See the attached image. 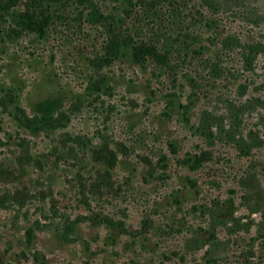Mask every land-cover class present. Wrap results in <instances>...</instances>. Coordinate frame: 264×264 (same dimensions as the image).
I'll use <instances>...</instances> for the list:
<instances>
[{
	"label": "rangeland",
	"instance_id": "obj_1",
	"mask_svg": "<svg viewBox=\"0 0 264 264\" xmlns=\"http://www.w3.org/2000/svg\"><path fill=\"white\" fill-rule=\"evenodd\" d=\"M254 1L235 15L202 0H0V264H207L208 248L187 243L213 223L227 255L211 264L243 263L264 214V143L247 152L196 127L225 113L245 80V98H264L263 58L256 75L222 80L202 63L221 61L227 38L264 43V0ZM29 10L48 18L44 36L24 24ZM131 38L169 49L172 72L128 51L97 61ZM224 61L234 73L241 56ZM17 105L68 120L32 131ZM259 113L239 130H255ZM203 153L197 170L186 165ZM259 244L253 264H264Z\"/></svg>",
	"mask_w": 264,
	"mask_h": 264
},
{
	"label": "trees",
	"instance_id": "obj_2",
	"mask_svg": "<svg viewBox=\"0 0 264 264\" xmlns=\"http://www.w3.org/2000/svg\"><path fill=\"white\" fill-rule=\"evenodd\" d=\"M36 4H42L44 0H34ZM49 1V0H48ZM55 3L58 1H69V0H52ZM81 2H85L87 0H80ZM165 2H170L171 0H163ZM204 4H206L207 8L214 11H224L229 10L235 15H245L244 6L246 2H255L254 0H202ZM225 7L229 8L226 9ZM32 12L29 10L24 15L20 17L25 19L28 23V27L30 29H34L41 36L45 35L44 26L46 22H48V18L42 16V19L36 20L34 19ZM34 13V12H33ZM92 19H97L100 17V14L95 11L91 13ZM257 22H264V14L261 18L255 17ZM98 20V19H97ZM234 50H231L233 49ZM126 51L133 53L135 57L138 58L139 61H135L138 64H144L146 62L152 63L156 69L165 70L166 72H172L174 69L172 64L174 61H169V56L171 55L170 50H163L158 47L157 44L147 43L145 41L135 42L133 38L130 39V42L126 41H113L111 44L110 51H108L105 58H100L97 61L103 63H110V60L118 57L120 54H124ZM222 54L218 55L221 58V61H203V68L208 74L209 78L212 80H222L224 76L229 74L239 75V72H245L246 75H256L257 74V66L259 63V59L263 58L264 60V43L256 42V41H247L244 42L241 39L237 38H227L223 41L222 44ZM238 52L241 56V61H237L238 70L231 71L226 65L224 61V57L231 55L233 52ZM154 59L156 61H146L147 59ZM142 60V61H141ZM144 60V61H143ZM263 72H264V61H263ZM188 79L189 82L193 85V91L198 86L195 78L190 75H186L184 77ZM105 85V83H103ZM252 83L245 80L244 83L238 86L237 90V98L238 99H228L225 102V113L222 115L211 114L207 120H204L203 123L197 124V131L206 138L212 139L220 136V138H230V140L237 143L239 147L243 150L249 152L254 148H258L264 143V113H259L257 117V128L255 130H250V132L245 133L244 131H240V120L243 118L245 113H250L252 108L255 106H260L264 110V98H245L247 91L251 87ZM8 92V91H7ZM11 94L13 92L10 90ZM176 93L170 95V104L173 105L175 101ZM193 97H190L192 102ZM15 103V102H14ZM251 115V114H250ZM12 116L16 119L23 127L26 129L35 131L38 129L45 128H59L64 127L67 123L68 117L65 114L54 116L52 114L47 115H28L20 106H16L14 112H12ZM204 153L199 155H194L191 159L185 161L186 165L190 167L192 170H197L200 167L202 162H204ZM108 160L113 161L114 157H108ZM217 211L212 213V217H215ZM261 221L257 223L258 229L256 230L257 235L251 239L248 251H244L241 255L243 258L242 264H253L251 261V257L254 254L256 247L254 246L255 242L260 241V248L264 251V214L261 215ZM222 226L227 227L228 222H223ZM239 227L245 226L241 222H237ZM217 225L213 223V227L211 228L212 233L206 231V234H197L191 237L188 241L187 246L189 249H204L208 248L206 255L207 264H211L212 262H216L215 258H219L221 256H226L225 250V241L221 240L216 234ZM246 230L250 231V225L246 224ZM209 234V235H208ZM223 249V250H222ZM203 264V263H199Z\"/></svg>",
	"mask_w": 264,
	"mask_h": 264
}]
</instances>
